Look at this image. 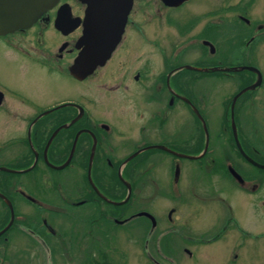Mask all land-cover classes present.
Wrapping results in <instances>:
<instances>
[{"label": "flooded vegetation", "instance_id": "1", "mask_svg": "<svg viewBox=\"0 0 264 264\" xmlns=\"http://www.w3.org/2000/svg\"><path fill=\"white\" fill-rule=\"evenodd\" d=\"M89 1L58 0L29 28L0 33V58L18 63L26 85L12 90L0 82V264H54L65 237L72 248L70 231L78 227L75 244L84 249L101 243L105 222L125 227L130 239L139 227L138 239L167 264L175 256L198 264L208 257H199L204 249L218 264L263 255L264 170L251 162L264 166V0H224L218 12L207 0L202 13L183 11L194 0H99L95 12ZM58 13L64 21L56 29ZM160 25L174 34L153 38ZM217 54L226 62L218 68L252 69L242 71L248 75L223 104L229 131L213 119L211 89L202 93L182 75L200 72L180 69ZM36 70L42 90L48 92L49 76L63 81V96H30ZM185 112L196 121L195 134L186 132ZM184 151L195 158L179 156H188ZM69 155L65 168L51 167ZM90 155L96 191L87 180ZM127 187V201L114 210L99 197L119 202ZM118 192L121 199L110 197ZM59 217L70 223L69 236L58 231ZM158 243L181 251L157 254Z\"/></svg>", "mask_w": 264, "mask_h": 264}, {"label": "rangeland", "instance_id": "2", "mask_svg": "<svg viewBox=\"0 0 264 264\" xmlns=\"http://www.w3.org/2000/svg\"><path fill=\"white\" fill-rule=\"evenodd\" d=\"M212 1H214L216 3V5H215L216 6V12L223 10V7H225V1L224 0H211V2ZM207 6H208L207 0H194V1L190 2L188 5L184 6L183 11H187L188 9H190L193 12L202 13L203 11L205 12L207 10ZM259 10L260 9H258V11ZM150 20L151 19H146L144 21V24L147 25L148 27L150 25ZM148 27L146 28L147 30H148ZM195 30L196 29H194L193 32ZM156 31H158V32H155V34L153 35V38L159 37V35L162 34V32H167L169 36H171V34H174L173 29H171V28L164 29V28H162V26H161V28H159ZM261 48H262V50H260V51H262L263 56L259 55L260 56L259 59H261L259 66L261 68V71L264 73V46H262ZM9 58L13 59L12 56H10V55H9ZM188 63H190V62H188ZM188 63L185 65H188ZM238 63H235V62L231 63V67L239 66L240 63L239 64ZM190 64H193V63H190ZM241 64H242V66H245L246 64H249V63L246 61V62H243ZM224 65H226V62L224 61V58L219 54H217L208 63H197V67L200 69L201 68L209 69L212 67H225ZM17 66H18V63L15 61H11L10 63H8V62H4V60L2 58H0V82L4 86H6L12 90H21L20 89L21 87L26 86L22 83L21 78L18 76L19 73L16 71V70H18ZM20 68H22V67H20ZM182 75L185 78H189V85L191 87L198 88L199 90H201L202 93H209V91L211 89V94H214L213 96L215 98V108L213 111V119L215 122H220L222 124V126L225 127L227 131H229L230 130L229 123H228V121H226L227 119H225L223 104L225 102V99L229 98V96L232 93H234L240 87V84L242 83L240 78H242V77L244 78L248 74H245L242 72L236 73V74H231V73L222 74V73H215V72L214 73H212V72L192 73V72L184 71ZM42 77L43 76H41V73L38 70H36V74L34 76L30 77V80L33 82V84L35 86H38L36 88L29 89L28 94L30 96L39 98V97H44L46 95V93H48V95H50V96H55V98H59V97L63 96L64 93L59 88L60 85L64 86L63 81L57 80V79L49 76V81L52 84H51V86L47 92V89L42 90L39 86L38 81H41L40 79ZM261 93H263V91ZM184 117H185V121H186L185 126H187V127H185L186 132L187 133L192 132L195 134L196 133V127H195L196 121L193 119L192 115H190L188 112H185ZM9 122H11V121H9ZM227 144L230 145L229 136H228ZM184 152L188 156H190V154H192V153H190L191 151H188L187 153H186V151H184ZM184 163L188 164L187 162H184ZM129 166L126 167V170L130 168ZM84 167H85V164H83V167H82L83 170H84ZM119 192L116 193L115 196L110 195V197H112L113 199H121L123 194L118 195ZM113 202H115V201H113ZM162 204H163V202L159 198L154 199L153 209L156 210L157 212H159V210L162 207ZM112 206H115V205H112ZM126 206H128V205L126 204V205H124V207L122 206L119 209H123ZM116 208H118V207H116V206L112 207L113 210ZM82 209L83 208L76 209L75 213H80L82 211ZM103 209L104 210L108 209V206L105 203H104ZM112 209H109V210H112ZM58 219L60 222V227H59V229L57 227V229L60 232L61 236H66V232L69 236V233H68L69 230L68 229L70 227H66L67 223H66L65 218L59 217ZM68 225H70V223H68L67 226ZM77 228H74L72 231H70L71 232V240H72V248L68 247V244H67L68 238L65 237L64 242L62 244V245H64V248H61V250H60L62 253L56 254L54 264H93L90 261H93V260L98 261L99 257L101 255L106 256L107 264H149V261L146 258L147 255L150 256L151 259H153L154 261H156L159 264L169 263L168 261L164 260L165 258L162 259L160 257V255H155L154 252H149L146 245L142 241L139 240L140 239L139 237H141V235H142V230L139 229V227L133 229L136 239H130L129 234L131 232L129 233L128 231H126L125 227H122V228L113 227V225L111 223L105 222L104 228H103L104 234H103V239L101 240V243L100 244L87 243V247L82 246L84 249H80L78 247V244H75V241H78V236H80L79 235L80 230ZM58 231H57V234L59 233ZM163 247H165V248H163ZM163 247L160 243L153 244L152 251L154 250L155 253H157L156 250L158 251V253H165V250H170V249L171 250L173 249L172 252H175V253L181 251L180 248L174 247V245L172 246L171 244L168 245L167 248H166V245L164 244ZM85 249L88 250L87 255L83 254V251ZM210 250H212V248ZM209 252L210 251L208 249L199 250V253H200L199 257H201L202 255L208 256V257L198 259L199 260L198 264H218V262L216 263V260L209 259L211 257L208 254ZM70 253H72V254H70ZM246 257L247 258H240V259L238 257L237 264H264V253H263V255H258V256L257 255H251L250 258L248 256H246ZM183 258H184L183 260L176 259V256H175V264H191L189 259L186 258V256H183ZM220 262L221 263H219V264H226V260H221Z\"/></svg>", "mask_w": 264, "mask_h": 264}, {"label": "water", "instance_id": "3", "mask_svg": "<svg viewBox=\"0 0 264 264\" xmlns=\"http://www.w3.org/2000/svg\"><path fill=\"white\" fill-rule=\"evenodd\" d=\"M57 1L58 0H0V33H9V32H13L15 30L29 28L41 14H43L44 12H46L47 10L52 8L56 4ZM114 1L117 2V0H114ZM159 1H161L166 6H178L187 0H159ZM118 2H119V0H118ZM88 7H89V10L91 12L97 11L98 7H99V0H90L88 2ZM63 21H64V18L62 17V15L60 13H58L56 18H55V21H54V28L58 29V28L62 27L61 24ZM121 21H123V20L121 19ZM93 64H91L92 67H93ZM180 69L192 70V71H196V72H200V73L252 71V69L248 68V67H238V68L214 67V68H209V69H207V68H205V69L201 68L200 69V68H192L189 66H184V67H181ZM73 75L75 77H77L75 74H73ZM257 76H258V74H257ZM257 85H258V78H257L256 83L252 84L251 86H249L247 88H244L232 99L231 106L233 105V102L235 101V99L239 95H241L242 93H244L246 91L253 90ZM193 113L196 115V117L200 118L198 116V113L195 110H193ZM64 127L65 126H63L62 128H64ZM230 127H231V131H232V138L234 140V143H235L237 149L239 150V152L241 153V150H240L237 138H236L235 128L233 125L231 115H230ZM179 156L184 157V158H189V159L195 158V157H189V156H184V155H179ZM69 159H70V155L68 156L67 160L64 163H62L61 165L51 166V167L54 170H61L68 165ZM90 160H91V155L89 157V162L87 164V180H88L89 184L91 185V187L94 189V187L90 181V177H89V172H90V167H91ZM251 163L254 166H256L257 168L264 170L263 165H259V164L253 163V162H251ZM123 165L124 164L120 165V167H122ZM119 179H120V177H119ZM128 195H129V189L127 187V193L125 195V198L120 202L110 201L101 195H99V197L104 202H106L110 205L121 206L122 204H124L127 201ZM143 216H148V215L143 214Z\"/></svg>", "mask_w": 264, "mask_h": 264}, {"label": "trees", "instance_id": "4", "mask_svg": "<svg viewBox=\"0 0 264 264\" xmlns=\"http://www.w3.org/2000/svg\"><path fill=\"white\" fill-rule=\"evenodd\" d=\"M90 262L93 263V264H107L106 256H104V255H101L99 257L98 261L97 260H93V261H90Z\"/></svg>", "mask_w": 264, "mask_h": 264}]
</instances>
